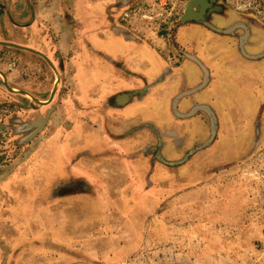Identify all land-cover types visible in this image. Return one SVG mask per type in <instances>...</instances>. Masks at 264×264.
<instances>
[{"label": "crops", "instance_id": "0c3cea01", "mask_svg": "<svg viewBox=\"0 0 264 264\" xmlns=\"http://www.w3.org/2000/svg\"><path fill=\"white\" fill-rule=\"evenodd\" d=\"M152 3L0 0V42L30 51L0 48L38 69L37 92L20 89L43 103L29 124L38 167L24 198L33 207L92 206L106 195L98 191L125 187L149 191L206 142L208 116L217 115V137L227 140L242 119L264 111V19L235 9L241 18H233L222 3L209 24L168 29ZM69 185L81 190L58 191Z\"/></svg>", "mask_w": 264, "mask_h": 264}, {"label": "rangeland", "instance_id": "374dc122", "mask_svg": "<svg viewBox=\"0 0 264 264\" xmlns=\"http://www.w3.org/2000/svg\"><path fill=\"white\" fill-rule=\"evenodd\" d=\"M165 3L153 0L151 7H161L169 29L187 3ZM17 55L1 47L0 64L12 87L34 94L38 69L23 67ZM16 95L0 83V264H264V129H257L250 146L239 136L236 155L230 148L225 155L217 149L216 159L204 150L201 162L186 156L182 168L149 191L125 187L98 191L106 195L92 206L59 200L33 207L24 198L38 167L30 158L31 126L22 125L19 133L4 127L10 116L30 112L20 109L31 105ZM23 119L30 122V116ZM244 119L237 124L242 133ZM74 187L58 191L81 190Z\"/></svg>", "mask_w": 264, "mask_h": 264}, {"label": "flooded vegetation", "instance_id": "af4514ba", "mask_svg": "<svg viewBox=\"0 0 264 264\" xmlns=\"http://www.w3.org/2000/svg\"><path fill=\"white\" fill-rule=\"evenodd\" d=\"M220 6H222V2L219 0V1L216 2V4L208 7L207 10L208 11L210 9H212V10H218L220 8ZM211 14L212 13H210V14L207 13L202 18H200L199 21H192V22H194V24H197L198 27H202V25H205V24H209L210 23L209 21L211 20V17H212ZM251 16L256 17L254 15H251ZM256 19L261 20L258 17H256ZM178 24H181L179 22V20L173 26L175 27ZM259 118H260V120H259ZM217 123H218V117H217V115H214V114L212 115L211 114L210 116H208V131L204 132V135H206V133H207L206 142H203L202 140H200L201 142H199L198 146L195 147L194 149H192V151L190 153V156L191 157H194V158L196 157L194 159L195 161L201 162L200 157H201L202 152L204 151V148L203 147H205V145H207L208 146L207 149L208 150L210 149L211 153H213L212 154L213 159H216L214 154L217 155V152H216L217 149L218 150H224L223 155H225V153L228 152L230 150V148H232V150L230 152L231 154H229V155H233V154L236 155V153H238V152L240 153L242 151L241 150L242 148H241V146L239 147L240 141L237 140V138L239 136H241V135L244 136V140H245L244 143L246 144V141H247V145L250 146L251 143H254L256 141L255 138H254V136L256 137L257 129L258 128L260 130L261 129L262 130L264 129V111L261 112V114L258 113L257 115H251L250 117H246L244 119V125L246 123V125H245L246 131H243V133H242L241 129L234 130L236 133L238 132V135H232L231 134L229 136L230 137V143H229V145H228V143H226V141H228V140H226L225 138L219 139V137H217L218 136L217 130L219 129V126H220ZM198 127L201 128V126H198ZM235 127H237V126H235ZM233 141L234 142H237V144L234 145ZM202 144L203 145L205 144V145L203 146ZM245 144H244V146H245ZM235 147H237L238 149H236ZM187 156H189V154ZM224 157H226V156H224ZM186 158H188V157H186ZM231 158L232 157L230 156L228 159H231ZM199 173L200 172H198V174Z\"/></svg>", "mask_w": 264, "mask_h": 264}, {"label": "water", "instance_id": "95a60500", "mask_svg": "<svg viewBox=\"0 0 264 264\" xmlns=\"http://www.w3.org/2000/svg\"><path fill=\"white\" fill-rule=\"evenodd\" d=\"M219 0H189V2L186 5V8L184 10V13L182 15V17L180 18V22L181 23H187V22H191V21H199L200 18H202L205 14H210V13H215L218 10H212L210 9L209 11L207 10L208 7L216 4V2ZM8 44L9 47L14 48V49H19V50H29V48L27 47H22L16 44H12V43H4V42H0V45H5ZM23 50V51H24ZM21 53V52H20ZM18 52V55L20 54ZM0 74L2 75V79H0V83L3 84L8 91L13 95V94H21L23 96H26L25 94H29V96L33 97L34 102L36 103L33 106H30V108L27 107H23L20 109H27L28 111L30 110V112H23L22 115H18V113H16V115H13L12 117L10 116L8 119V122L5 124V129L9 130H13L16 131V133H19L18 130H21V126L22 125H29L31 124L32 120L34 119V117L32 116L31 111L36 109V105L38 104H43L39 99H36L33 95H31L30 93H27L25 91H22L20 89H16L14 87L11 86V84L8 81V77L6 76V74L4 75V73L2 74L0 72ZM28 116H30L29 121H25V119L23 118H27ZM35 125L38 123H40V121L43 120V118H40L39 120L35 119ZM19 127V128H18ZM185 157V156H184Z\"/></svg>", "mask_w": 264, "mask_h": 264}, {"label": "built area", "instance_id": "2783aa9c", "mask_svg": "<svg viewBox=\"0 0 264 264\" xmlns=\"http://www.w3.org/2000/svg\"><path fill=\"white\" fill-rule=\"evenodd\" d=\"M168 1L172 3V0H165L166 3ZM183 1H185V3L189 2V0H183ZM220 1L223 4L235 10L243 11L250 15H254L260 19H264V0H220Z\"/></svg>", "mask_w": 264, "mask_h": 264}]
</instances>
